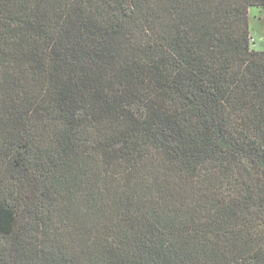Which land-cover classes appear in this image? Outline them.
I'll return each instance as SVG.
<instances>
[{
  "label": "trees",
  "instance_id": "obj_1",
  "mask_svg": "<svg viewBox=\"0 0 264 264\" xmlns=\"http://www.w3.org/2000/svg\"><path fill=\"white\" fill-rule=\"evenodd\" d=\"M264 0H0V264H264Z\"/></svg>",
  "mask_w": 264,
  "mask_h": 264
},
{
  "label": "rangeland",
  "instance_id": "obj_2",
  "mask_svg": "<svg viewBox=\"0 0 264 264\" xmlns=\"http://www.w3.org/2000/svg\"><path fill=\"white\" fill-rule=\"evenodd\" d=\"M249 31L251 48L264 51V10L260 8L249 9Z\"/></svg>",
  "mask_w": 264,
  "mask_h": 264
}]
</instances>
